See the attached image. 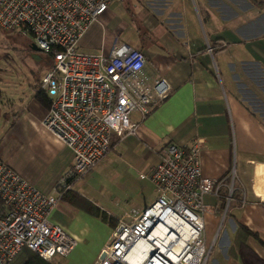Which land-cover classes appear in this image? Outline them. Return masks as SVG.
I'll list each match as a JSON object with an SVG mask.
<instances>
[{
    "label": "crops",
    "instance_id": "crops-1",
    "mask_svg": "<svg viewBox=\"0 0 264 264\" xmlns=\"http://www.w3.org/2000/svg\"><path fill=\"white\" fill-rule=\"evenodd\" d=\"M115 37L141 49L145 73L164 77L170 88L153 103L137 135L113 134L108 154L122 169L120 182L96 171L107 154L87 181H76V189L60 197L66 205L56 203L51 210L49 219L78 239L63 264H92L109 237L112 225L86 209L88 202L123 216L131 208L142 209L156 196L150 175L159 149L168 142L189 145L196 138L202 139L201 172L213 180L205 202L214 209L205 220L213 215L215 221L230 222L209 264H243L230 254L238 223L257 234L247 236L246 244L264 260V6L253 0L113 1L83 33L79 48L109 53ZM39 80L8 96L0 90L16 123L15 154L0 153V158L50 193L73 151L42 122L48 101L36 95ZM255 186L263 189L261 197ZM227 195L231 203L224 213Z\"/></svg>",
    "mask_w": 264,
    "mask_h": 264
},
{
    "label": "built area",
    "instance_id": "built-area-1",
    "mask_svg": "<svg viewBox=\"0 0 264 264\" xmlns=\"http://www.w3.org/2000/svg\"><path fill=\"white\" fill-rule=\"evenodd\" d=\"M113 1L126 0H0V27L29 35L41 51L52 54L39 80L49 99L42 122L73 151L50 193L0 158V264L23 246L51 261L77 245L75 235L49 219L57 199L105 158L113 134L137 135L153 103L169 92L164 77L145 73L141 49L118 37L109 53L79 48L83 33ZM201 147L202 139L196 138L189 145L168 142L159 149L150 175L156 196L142 209L111 215L115 224L92 264H136V254L142 256L137 264L207 263L212 245L205 240V214L214 205L205 202V195L213 180L201 172ZM262 190L255 186L256 196ZM168 216L177 227H171L174 234L163 250L153 230ZM140 240L149 243L146 251L134 249Z\"/></svg>",
    "mask_w": 264,
    "mask_h": 264
},
{
    "label": "rangeland",
    "instance_id": "rangeland-1",
    "mask_svg": "<svg viewBox=\"0 0 264 264\" xmlns=\"http://www.w3.org/2000/svg\"><path fill=\"white\" fill-rule=\"evenodd\" d=\"M31 42L32 39L29 35L0 27V90L7 96L14 89L27 90L30 83L41 78L46 65L49 63L50 56L48 53L32 48L30 46ZM15 137L16 123H14V117L9 113L7 98L4 97L0 99V153L5 157L9 156L11 158L15 154ZM108 158L110 162L107 163ZM105 159L106 164L99 165L96 170L97 173L109 181L120 182L117 176L121 174L122 169L120 165L116 164L115 156H113V153H109ZM84 181H87V177ZM135 181L139 185L145 186L148 192L153 190L152 185L147 181H143V183H141L142 180L138 181L135 179ZM60 197L56 203L58 205H66V202ZM227 198H225V202L228 201V210L231 203L230 195H227ZM99 205L102 207L99 208L110 216L112 215L115 218L123 216L101 203ZM214 217L213 215L208 216L205 220V240L207 245H212L211 254L206 264L211 262L216 251L220 249V239L228 231V226H230L228 218H223L222 220L220 218L215 221ZM79 244L78 251L81 250L82 243L80 242ZM62 259H65V256L55 255L51 261L56 264H63Z\"/></svg>",
    "mask_w": 264,
    "mask_h": 264
},
{
    "label": "trees",
    "instance_id": "trees-1",
    "mask_svg": "<svg viewBox=\"0 0 264 264\" xmlns=\"http://www.w3.org/2000/svg\"><path fill=\"white\" fill-rule=\"evenodd\" d=\"M257 5L264 6V1H257L253 0ZM50 56V64L52 62V54L48 53ZM42 93V95H41ZM36 95L43 101H48L49 99L46 96V93L39 88L36 92ZM154 106V104H153ZM91 213L101 218L103 221L108 222L110 225L115 224V219L108 215L105 211L100 209L98 206L93 205L91 202H88L87 206L85 207ZM257 236V234L251 229H249L246 225L242 223H238L237 230L235 236L232 241V245L230 246V254L239 256L243 262V264H264V260L259 257L247 244L246 238L247 236ZM7 264H52L50 261L45 260L42 258L37 252L34 250L23 246L16 255L10 259Z\"/></svg>",
    "mask_w": 264,
    "mask_h": 264
},
{
    "label": "bare ground",
    "instance_id": "bare-ground-1",
    "mask_svg": "<svg viewBox=\"0 0 264 264\" xmlns=\"http://www.w3.org/2000/svg\"><path fill=\"white\" fill-rule=\"evenodd\" d=\"M171 227H177V225H175V223L173 222L172 218L170 216H168L166 218L165 222H162L161 224H159L154 230H153V235H155L157 237V242L159 243V245L161 246V248L163 250L166 249V244L169 242L170 237L174 234V230H172ZM182 231V235L183 237L187 236V229L186 227H184V229L181 230ZM141 241H143L141 243ZM183 239H182V243H183ZM150 247L149 243L146 242L145 240H140L136 243V245L134 246L135 250H142L144 249L145 251ZM178 248V247H177ZM170 254H174V251H171ZM142 256L141 254H136V256L132 257V261L135 262L136 264L139 263V261L141 260ZM160 264V263H157Z\"/></svg>",
    "mask_w": 264,
    "mask_h": 264
},
{
    "label": "water",
    "instance_id": "water-1",
    "mask_svg": "<svg viewBox=\"0 0 264 264\" xmlns=\"http://www.w3.org/2000/svg\"><path fill=\"white\" fill-rule=\"evenodd\" d=\"M30 46H31L32 48H34V49H39V47H38L34 42H31ZM39 50H40V49H39ZM226 209H227V207L225 206V208H224V213H225ZM224 213H223V214H224Z\"/></svg>",
    "mask_w": 264,
    "mask_h": 264
}]
</instances>
